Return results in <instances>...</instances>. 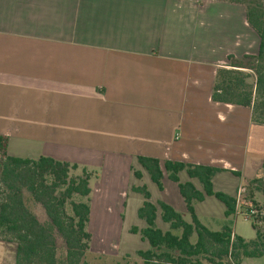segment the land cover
<instances>
[{
  "label": "crops",
  "instance_id": "obj_1",
  "mask_svg": "<svg viewBox=\"0 0 264 264\" xmlns=\"http://www.w3.org/2000/svg\"><path fill=\"white\" fill-rule=\"evenodd\" d=\"M233 5L0 0V135L8 137L9 156L50 157L93 175L87 225L93 254L112 256L123 249L116 239L98 234H116L130 199L137 220L128 231L146 227L138 216L144 198L135 186L146 185L156 206L164 202L185 221L191 219L166 161L220 169L214 190L235 198L241 183L260 172L264 125L252 121L249 108L211 99L217 68L224 63V40L241 41V56L254 41L247 16H238ZM139 156L160 160L164 190L152 182ZM180 181L202 191L186 172ZM225 211L214 197L195 205L197 218L211 231L218 222L221 231L234 217H245L239 206L229 218ZM156 224L170 230L160 211ZM233 236L239 235L233 230ZM134 237L126 250L149 249L140 233ZM16 250V243L0 237V264H15ZM260 259L242 264H264Z\"/></svg>",
  "mask_w": 264,
  "mask_h": 264
},
{
  "label": "trees",
  "instance_id": "obj_2",
  "mask_svg": "<svg viewBox=\"0 0 264 264\" xmlns=\"http://www.w3.org/2000/svg\"><path fill=\"white\" fill-rule=\"evenodd\" d=\"M247 21L260 37L259 51L255 55H244L241 59L228 56L229 63L217 68L211 99L215 103L249 108L252 110V121L264 125V12L248 7ZM8 142V137L0 135V180L12 193L7 201L0 202V237L5 239L13 235L17 240L15 264L105 262V256L90 251L92 235L87 225L90 220L92 174L83 168L82 176L70 177L71 171L78 169V165L50 157L28 159L9 156ZM138 162L158 189L164 190L160 160L139 156ZM164 167L170 180L178 184L191 222L185 221L181 213L164 202L156 206L146 185L133 187V191L144 198L138 216L145 221L146 227L142 230L136 227L131 229L132 233H140L142 239L149 243L148 250L137 252L142 264H242L248 259L264 257V233L256 230L254 222L252 225L256 236L246 240L233 236L231 224L221 231H211L197 218L195 205L205 201L206 197H214L222 202L227 218L237 213V198L214 190L213 179L220 169L177 161H166ZM181 172H186L191 179H197L202 191L191 182L182 183ZM235 174L240 176L237 172ZM135 176L139 180L143 178L140 171H135ZM262 180L264 163L250 185H257ZM61 187H65V190L59 200L57 191ZM73 195L84 197L87 202H71L74 218L68 224L64 220L62 207L66 199ZM37 204L45 210L46 222L36 217L34 207ZM159 211L162 220L170 225L169 231L157 226ZM175 231H181V234L176 235ZM57 234L65 241L64 249L57 245ZM194 234L197 240L192 242ZM115 264L139 263L123 258Z\"/></svg>",
  "mask_w": 264,
  "mask_h": 264
},
{
  "label": "rangeland",
  "instance_id": "obj_3",
  "mask_svg": "<svg viewBox=\"0 0 264 264\" xmlns=\"http://www.w3.org/2000/svg\"><path fill=\"white\" fill-rule=\"evenodd\" d=\"M224 3L227 4H234L233 6H236V8L240 9V13L238 16L243 18L244 16H247V10L248 7L252 6L253 8H257L259 11L264 12V0H240L241 2L244 3H237L238 1H231V0H220ZM245 18V17H244ZM240 22V21H239ZM251 33L253 34L254 41L253 43H250L249 49L247 51L249 52L247 55H255L258 52L259 49V44H260V37L257 34V32L251 28ZM243 43L240 41L236 43H232L230 41H225L223 43V51H222V57L224 58V63L220 66L227 65L229 63L228 61V55L233 54V52H237L235 55L237 58L241 59L243 56H241L240 53L244 52L245 50H240L242 49ZM239 49V50H238ZM239 53V54H238ZM83 171L82 168H78L76 170H72L70 173V177H75L77 178L78 176H82ZM93 176V175H91ZM250 181L247 182H242L240 187H238V206H239V212L241 215H245L248 213L249 210H255L257 211L258 214V219L253 221L251 218L246 219L243 216H237L232 219V222L230 223L232 226V229L239 235L240 237L246 239V240H252L256 236V231L253 228L252 223H255L256 230L261 231L264 233V215H261V212H264V180L260 181L257 185H250ZM48 183H50V180H47ZM65 190V187H61L57 191V196L58 199L61 200L63 197V192ZM12 193L10 190L7 188V186L0 180V202H5L9 199L10 195ZM71 202H76V203H85L87 202V199L84 197H80L79 195H73L72 198L66 199V203L62 207V212H63V217L68 224L73 220V212L71 208ZM219 204V203H218ZM221 206V205H220ZM34 212L36 217L41 221V222H46L48 220L45 210L43 207L39 204H37L34 207ZM137 220V215H136V207H134V203L132 199L129 200L128 202V211H127V218L126 222L121 223L119 228L116 230V234H103L99 232L98 236H103L107 239H116L123 249L118 252L116 255H110V256H105V262H102V264H115L118 261H121L123 258L126 260H129L130 262H135L137 261L139 264H142V262L138 259L137 257V252L138 251H130L126 250V247L131 246L133 243H135L136 238L134 237V234L130 233L128 231L129 225H132L133 222ZM187 222H191V219L188 218ZM202 222L209 226L206 221L203 219ZM220 222L217 223V225H212L210 226V229H213V231H220ZM176 235H180L181 231H175L174 232ZM5 239H9V241L16 243V247L18 246L17 240L14 238L13 235H9ZM57 245L60 249H64L66 247L65 241L62 238L60 234H57ZM197 240L196 234L192 237V242H195ZM130 253V254H129ZM264 258V257H262ZM258 262H264V259H260ZM91 264H97L96 260H92Z\"/></svg>",
  "mask_w": 264,
  "mask_h": 264
},
{
  "label": "built area",
  "instance_id": "obj_4",
  "mask_svg": "<svg viewBox=\"0 0 264 264\" xmlns=\"http://www.w3.org/2000/svg\"><path fill=\"white\" fill-rule=\"evenodd\" d=\"M261 215H264V212H261ZM245 218L246 219H252L253 221L256 222V220L258 219V214L257 211L255 210H249L247 214H245Z\"/></svg>",
  "mask_w": 264,
  "mask_h": 264
}]
</instances>
